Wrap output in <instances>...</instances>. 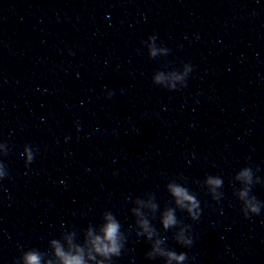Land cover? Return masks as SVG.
<instances>
[{"label":"clouds","instance_id":"obj_1","mask_svg":"<svg viewBox=\"0 0 264 264\" xmlns=\"http://www.w3.org/2000/svg\"><path fill=\"white\" fill-rule=\"evenodd\" d=\"M152 55H155V50H153ZM26 151L28 153V163H31L34 159L33 153L30 149H26ZM2 168L3 166L0 165V179H3L8 175V173L3 171ZM240 176L246 178L247 183L251 184V169L245 168L240 173ZM207 184L211 185L214 190L222 185V180L209 177L207 179ZM169 189L171 195L175 198V204L177 207H179L181 211L186 212L193 221L199 220L201 215L200 202L195 194L191 193L188 188L177 184L169 185ZM247 196L248 190L240 192L241 199H244ZM262 208H264V203L258 201L256 197H251L250 200H245V217H248V213L254 215L260 214ZM106 219L107 223L100 229L102 235H96L93 237L91 230L88 232V237L90 239H88L86 243L89 248V255L92 259H96V254L101 257V259L96 261V264H105L106 261L109 262V264H112V258L119 257L125 245V237L121 231L120 222L111 213L107 214ZM162 224L166 230L182 225L180 230L175 234V241L178 245L184 248H190L192 246L193 240L189 234L191 231V225L184 224L177 218L175 208H168L165 211ZM141 226L143 232L140 234L143 235V233L146 232L148 239L151 240L155 234V229L150 227L147 219L141 221ZM52 243L55 246V255L59 258L60 264H87L84 256V247L71 244V241H69L71 248L76 252V254H72L71 251L65 252L58 240H53ZM163 243V239L156 240L152 251L146 254L147 257L150 259H155L156 256L163 257L165 258V264H172L173 261H176L177 264H184V262L189 259L185 252L178 253L175 250L161 247ZM24 260L25 264H41V256L35 251L27 252L24 256ZM49 264H52V262L49 261Z\"/></svg>","mask_w":264,"mask_h":264}]
</instances>
